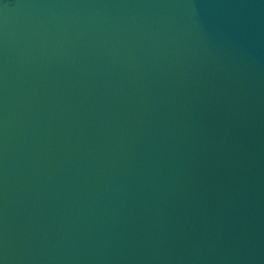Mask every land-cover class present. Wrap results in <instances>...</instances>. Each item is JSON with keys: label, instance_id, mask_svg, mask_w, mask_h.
Segmentation results:
<instances>
[{"label": "water", "instance_id": "1", "mask_svg": "<svg viewBox=\"0 0 264 264\" xmlns=\"http://www.w3.org/2000/svg\"><path fill=\"white\" fill-rule=\"evenodd\" d=\"M0 264H264V0H0Z\"/></svg>", "mask_w": 264, "mask_h": 264}]
</instances>
